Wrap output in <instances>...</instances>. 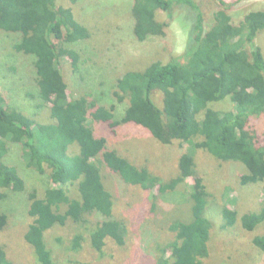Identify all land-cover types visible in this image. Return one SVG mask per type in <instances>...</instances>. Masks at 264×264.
<instances>
[{
	"label": "trees",
	"instance_id": "trees-1",
	"mask_svg": "<svg viewBox=\"0 0 264 264\" xmlns=\"http://www.w3.org/2000/svg\"><path fill=\"white\" fill-rule=\"evenodd\" d=\"M175 7L185 8L192 21L183 54L124 72L112 92L116 102L105 105L90 94L68 97L58 64L68 58L76 71L79 53L65 44L91 34L75 19L72 8L56 0H0V30L19 33L14 50L33 56L36 88L30 95L38 100L36 106L47 107L50 117V122L36 121L8 105L0 93V186L26 195L31 221L23 238L32 246L35 264H57L45 241L47 231L68 221L82 223L92 213L102 217L89 233L93 249L101 251L107 237L118 245L125 243L129 229L114 216L115 199L104 184L101 165L118 174L125 185L153 191L152 208L160 195L175 191L191 178L187 214L175 216L166 227L163 219L159 222L157 229L173 235L153 241L146 264H202L210 253L213 223L208 207L212 201L196 169L197 149L222 161H238L246 168L239 175L240 183L260 182L264 188V138L252 126L253 117L264 113V56L256 42L257 34L264 31V9L250 10L236 23L221 8L214 25L205 29L203 11L194 0H133L135 38L144 41L163 36ZM159 11L165 12L166 20L158 19ZM155 92L161 93L160 102ZM227 97L234 109L221 112L209 106ZM124 101L127 105L117 118V104ZM99 123L113 135L120 125L134 123L146 128L160 144H186L176 162L177 175L164 179L148 165L131 160L120 144L111 145L108 137L96 135L94 125ZM8 143L22 146L27 167L47 173L49 184L43 192L28 190L19 168L4 159ZM221 215L222 227L237 220L228 206L222 207ZM7 223L6 213H0V232ZM240 223L250 232L264 223V198L258 211L240 216ZM75 238L73 249L77 250L81 236ZM253 244L264 252V233L255 235ZM10 263L0 244V264Z\"/></svg>",
	"mask_w": 264,
	"mask_h": 264
},
{
	"label": "rangeland",
	"instance_id": "rangeland-1",
	"mask_svg": "<svg viewBox=\"0 0 264 264\" xmlns=\"http://www.w3.org/2000/svg\"><path fill=\"white\" fill-rule=\"evenodd\" d=\"M194 1L203 11L205 29L214 25L215 14L221 8L236 23L248 11L264 9V0ZM56 2L65 7L70 6L75 19L91 32L87 39L65 44L79 53L76 71L72 69L68 58H62L58 64L68 85V97L71 99L90 94L105 105L115 101L112 92L116 88L117 78L124 72L143 69L154 60L167 62L172 57L182 55L192 25L187 10L179 8L181 6L175 7L163 36H150L138 41L132 29L133 0ZM157 16L161 21L166 20L164 11H159ZM19 37V33L0 30V93L6 96L4 98L8 105L34 116L36 121H49L47 107L36 106L38 100L32 99L30 95L36 88L34 58L13 48ZM256 42L264 56V31L257 34ZM154 98L160 102L161 93L155 92ZM126 105L125 101L117 104L115 117L122 115ZM209 106L221 112L235 108L228 97L211 102ZM253 118V129L264 138V113ZM94 127L96 135L108 137L111 145L120 144L122 151L127 150L124 152L131 160L148 165L162 178L169 179L177 175L176 162L185 151L186 144L178 141L170 145L160 144L146 128L134 123L120 125L114 135L106 125L99 123ZM8 145L4 159L19 168L28 190L35 188L43 192L49 184L47 173H37L25 165L20 144ZM75 148L77 151V145ZM195 161L197 172L203 177L212 201L208 207V215L213 223L209 239L210 253L202 259V264H264V252L253 244V237L264 233V223L251 232L242 228L240 223L242 214L261 208L264 198L262 183L242 185L239 175L246 170L243 164L219 160L204 149L196 150ZM100 170L106 188L115 199L114 216L127 223L129 234L125 237V243L118 245L107 237L101 251L93 249L88 241L89 233L102 217L92 213L82 223L68 221L46 232L45 241L52 249L54 261L57 264H146L154 250L153 241L164 235H173L171 231L157 229V226L160 227L159 222L163 219L162 225L166 227L175 216L187 214L191 178L184 180L175 191L160 195L152 208L153 191L125 185L119 175L109 171L106 166L101 165ZM71 191L70 195L74 196L75 192ZM26 203L24 191H14L12 187L3 189L0 186V213L8 216V223L0 232V244L6 250L10 264H35L32 246L23 238L26 226L31 221ZM223 206H228L237 214L232 226H221ZM76 235L81 236L80 248L74 250Z\"/></svg>",
	"mask_w": 264,
	"mask_h": 264
}]
</instances>
